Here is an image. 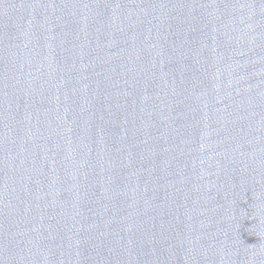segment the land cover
<instances>
[{
    "label": "water",
    "instance_id": "1",
    "mask_svg": "<svg viewBox=\"0 0 264 264\" xmlns=\"http://www.w3.org/2000/svg\"><path fill=\"white\" fill-rule=\"evenodd\" d=\"M0 264H264V0H0Z\"/></svg>",
    "mask_w": 264,
    "mask_h": 264
}]
</instances>
